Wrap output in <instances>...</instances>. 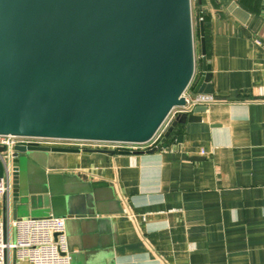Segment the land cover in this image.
Masks as SVG:
<instances>
[{"label":"crops","instance_id":"1","mask_svg":"<svg viewBox=\"0 0 264 264\" xmlns=\"http://www.w3.org/2000/svg\"><path fill=\"white\" fill-rule=\"evenodd\" d=\"M201 4L212 94L225 100L153 152L32 161L31 207L16 218L63 217L71 264H264V0Z\"/></svg>","mask_w":264,"mask_h":264},{"label":"water","instance_id":"2","mask_svg":"<svg viewBox=\"0 0 264 264\" xmlns=\"http://www.w3.org/2000/svg\"><path fill=\"white\" fill-rule=\"evenodd\" d=\"M197 10L198 70L191 0H0V134L149 140L170 110L185 104L189 86L212 93L201 0ZM207 108L178 114L155 147L136 153L165 147L177 122L200 121ZM81 151L115 153L0 145V177L5 167L12 171L13 218L18 207H31L24 177L32 161Z\"/></svg>","mask_w":264,"mask_h":264},{"label":"built area","instance_id":"3","mask_svg":"<svg viewBox=\"0 0 264 264\" xmlns=\"http://www.w3.org/2000/svg\"><path fill=\"white\" fill-rule=\"evenodd\" d=\"M183 92L185 104L173 107L154 135L145 142L97 141L63 138H46L0 134V145L12 150L13 146L35 144L47 146L78 147L80 149H107L120 151H146L157 145L169 126L180 113H189L196 106H206L218 100L212 93ZM12 171L5 167L0 177V198L6 197L5 213L0 218V264H71L68 250L64 218L48 215L45 217L12 218L10 201Z\"/></svg>","mask_w":264,"mask_h":264},{"label":"rangeland","instance_id":"4","mask_svg":"<svg viewBox=\"0 0 264 264\" xmlns=\"http://www.w3.org/2000/svg\"><path fill=\"white\" fill-rule=\"evenodd\" d=\"M192 7V25H193V40H194V52L197 57L200 51L199 46V34H198V26H197V3L196 0H191ZM197 65V61H196ZM46 153L43 154L41 161H45Z\"/></svg>","mask_w":264,"mask_h":264}]
</instances>
